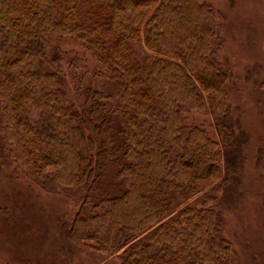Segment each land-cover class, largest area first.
I'll return each mask as SVG.
<instances>
[{"label":"trees","instance_id":"16d2710c","mask_svg":"<svg viewBox=\"0 0 264 264\" xmlns=\"http://www.w3.org/2000/svg\"><path fill=\"white\" fill-rule=\"evenodd\" d=\"M219 46L216 11L198 0H0L3 158L87 189L119 166L102 218L75 219L71 240L100 241L122 264H229L221 206L240 181L241 145L188 122L202 111L236 127ZM79 64L115 103L86 84L85 105L70 101L65 68Z\"/></svg>","mask_w":264,"mask_h":264},{"label":"rangeland","instance_id":"374dc122","mask_svg":"<svg viewBox=\"0 0 264 264\" xmlns=\"http://www.w3.org/2000/svg\"><path fill=\"white\" fill-rule=\"evenodd\" d=\"M198 1L216 11L220 31L216 58L233 78L231 120L236 127L220 130L202 111L189 114L188 122L217 140L222 134L239 141L240 181L221 206L232 251L228 261L264 264V0ZM67 47L78 51L73 43ZM88 66L94 70L96 63L90 60ZM65 73V89L76 106L85 105V84L108 94L110 103L117 101L106 81L85 79V64L66 67ZM200 73L217 76L208 68ZM2 151L0 143V264H122L121 251H107L100 241L70 238L75 219L93 222L85 217L101 215L106 200L116 196L118 165L106 168L104 175L101 171L98 182L103 190L101 184L99 189L67 187L54 180L51 168L35 176L23 161L4 159ZM87 204L93 206L87 209ZM143 263L151 264L146 259Z\"/></svg>","mask_w":264,"mask_h":264}]
</instances>
